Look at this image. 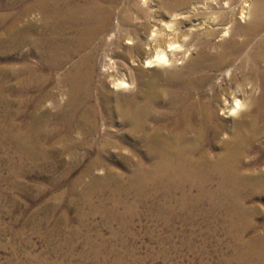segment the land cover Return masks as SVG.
<instances>
[{
	"label": "bare ground",
	"instance_id": "obj_1",
	"mask_svg": "<svg viewBox=\"0 0 264 264\" xmlns=\"http://www.w3.org/2000/svg\"><path fill=\"white\" fill-rule=\"evenodd\" d=\"M235 1L162 0L152 9L151 0H0V9H20L16 17L0 16V45L8 46L7 56L29 46L26 56L35 54L38 65L22 66L23 85L54 82L49 99L67 98L58 121L70 131L68 150L94 154L87 192L110 191V221L132 231L135 205L167 222L177 212L195 214L209 234L230 240L237 264H264V218L259 222L257 207L247 205L264 196V172L253 171L264 159V0L243 1L239 10ZM35 11L38 21H21ZM133 13L141 22L130 32ZM111 28L120 31L115 55L131 63L108 57L97 81L96 60ZM32 122L28 132L12 135L36 154L45 129L38 117ZM124 139L133 141L136 157L131 170L124 166L129 174L106 166V178L96 177L108 150L122 149ZM250 154L258 160L246 164Z\"/></svg>",
	"mask_w": 264,
	"mask_h": 264
},
{
	"label": "rangeland",
	"instance_id": "obj_2",
	"mask_svg": "<svg viewBox=\"0 0 264 264\" xmlns=\"http://www.w3.org/2000/svg\"><path fill=\"white\" fill-rule=\"evenodd\" d=\"M12 1L5 0L7 4ZM161 1L151 0L152 9H157ZM243 1L249 5L255 0H236L237 10ZM211 4L217 5L215 1ZM199 6L204 7L203 3ZM19 12V8L0 9V16L16 17ZM132 15L134 28L125 27L130 32L141 22L139 14ZM39 18L40 12L35 11L21 21ZM19 25L22 27L21 22ZM119 34V30L111 28L104 35L96 60L97 81L104 76L110 59L124 65L131 63V58L124 60L115 55ZM121 45L129 46L125 41ZM7 50V45H0V264H237L238 254L227 245L230 240L222 232L209 234L203 220L195 214L177 212V218L167 222L135 205L139 218L132 231L120 227L116 218L110 221L108 209L113 208L110 191L87 192L90 190L86 184L91 179L85 176V169L94 154L80 149L74 157L68 150L70 131L65 122L58 121L67 98L60 97L58 103L49 99L48 93L52 96V91L55 92L54 82L40 88L36 83L23 85L28 74L22 72V66L26 62L38 65V58L35 54L26 56L29 46L20 47L9 56ZM223 75L218 76L220 82L225 78ZM34 117L39 118L38 124L45 129L36 154L12 135L28 132ZM99 127L106 128L103 120L99 121ZM113 129L127 131L126 126L119 124ZM75 138L82 139L77 133ZM124 140L126 145L122 149L114 145L108 150L106 165L95 169L96 177L106 178V166L123 176L129 174L124 166L131 170L136 157L132 156L133 141ZM256 160V154L245 158L246 164ZM253 171L264 172V159ZM83 177L84 182L78 183ZM134 198V194L130 195V200ZM247 205L257 207V219L262 222L264 196L248 201ZM122 210L118 207L117 211Z\"/></svg>",
	"mask_w": 264,
	"mask_h": 264
}]
</instances>
